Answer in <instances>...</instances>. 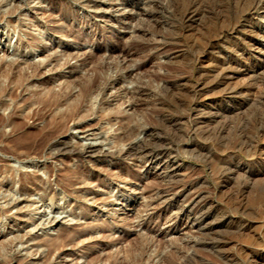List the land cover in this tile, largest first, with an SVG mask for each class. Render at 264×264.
Masks as SVG:
<instances>
[{
  "label": "rangeland",
  "instance_id": "1",
  "mask_svg": "<svg viewBox=\"0 0 264 264\" xmlns=\"http://www.w3.org/2000/svg\"><path fill=\"white\" fill-rule=\"evenodd\" d=\"M123 1L0 0V64L14 73L13 80L0 74V264H253L264 253V184L247 174L264 149V87L256 97L249 90L240 94L243 107L220 99L228 87L252 82L236 73L242 56L235 49L246 43V32L233 27L245 23L243 7L204 0L196 21L185 23L181 15L190 0H136L127 7ZM263 14L258 11L255 22L264 25ZM193 32L194 48L187 43ZM258 39L263 45L264 37ZM97 74L99 88L80 98ZM219 76L229 84L218 85ZM179 77L199 86L198 108L194 96L179 89ZM137 88L144 91L134 95ZM53 92L71 102L80 98L84 108L68 130L53 127L52 115L66 107L47 110ZM220 106L233 109L232 115L217 116ZM33 110L37 120L27 116ZM56 141L60 149L52 147ZM25 146L35 152L21 151ZM89 146L92 152L76 157ZM124 150L131 154L123 157ZM20 175L28 177L24 190ZM32 178L47 192L31 185ZM178 205H186L190 216ZM195 206L206 220H196ZM55 240L59 248L47 255Z\"/></svg>",
  "mask_w": 264,
  "mask_h": 264
},
{
  "label": "bare ground",
  "instance_id": "2",
  "mask_svg": "<svg viewBox=\"0 0 264 264\" xmlns=\"http://www.w3.org/2000/svg\"><path fill=\"white\" fill-rule=\"evenodd\" d=\"M204 0H190V2H189V4L187 5V7L185 8V10L183 11V14L181 15L182 16V19H183V21H185V23L186 22H192V21H196V18L198 17V16H200V14L202 13V2H203ZM228 1V3L230 2V4L231 3H235L236 4V7L237 8H239L240 7V5L243 7L242 9H241V12H239V13H242L241 14V17H243L244 18V22L245 23H240V25H235V27H233V29L235 30V29H237L238 27L239 28H242V30L243 31H245L246 32V36L244 37V40H245V44L243 45V44H240V45H238V46H236V51L237 52H239L240 53V55L242 56L241 57V60H240V64L239 65H237L238 66V68H236L235 70H236V73L238 72V74H240V73H245L246 75H249L248 77H250L251 79H252V82H250L248 85L247 84H244V85H242V86H239V87H236V85H234L235 87L234 88H229L227 85V87H228V89L227 90H222V91H224L223 93H221V95H220V99H221V102L222 101H230V102H232L235 106H240V107H243V106H245L246 105V102L243 100H240V101H242V102H239L238 101V96L240 95V94H242L243 92H246L247 90H249L248 92L251 94H254L255 95V97L257 96V94L259 93V92H261V89H262V86L264 87V82L263 81H261L262 79H263V77L261 76L260 77V71L261 70H264L263 69V67H264V44L262 45V41H261V43H259V36H261V37H264V25L263 24H261L259 21H257V22H255V20H254V17H255V15H257L258 14V11H260L261 9H264V0H227ZM138 3V1H136V0H130V1H126V0H124L123 1V4H125V7H127V6H129V5H131V3ZM204 4H206V3H204ZM235 4H234V6H235ZM243 4V5H242ZM206 6V5H205ZM219 7V6H218ZM233 7V6H232ZM236 9V8H235ZM238 10V9H237ZM16 11V10H15ZM145 11V10H144ZM155 11V10H154ZM204 12H205V10H204ZM203 12V13H204ZM65 13V12H64ZM140 13V12H139ZM71 14V13H70ZM66 15V14H65ZM67 15H68V13H67ZM105 15V14H104ZM240 15V14H239ZM63 16V15H62ZM71 16V15H70ZM69 16V17H70ZM73 16V15H72ZM68 18V17H67ZM200 18V17H199ZM262 18H264V14H263V16H262ZM236 19H238L237 18V15H236ZM66 20V19H65ZM241 20V19H240ZM243 20V19H242ZM240 22V21H239ZM242 22V21H241ZM184 23V24H185ZM196 23V22H195ZM233 23V22H232ZM236 23V22H235ZM234 23V24H235ZM190 24V23H189ZM194 24V23H193ZM229 24V23H228ZM230 25H231V23H230ZM232 27V26H231ZM227 28H228V26H227ZM229 29V28H228ZM232 29V28H231ZM223 30V29H222ZM241 30V29H240ZM142 31V30H141ZM144 31V30H143ZM181 31V30H180ZM183 31V30H182ZM192 31V30H191ZM195 32V31H194ZM192 33L191 34V36H190V38L187 40V43H189V45L191 46V47H195L196 46V33ZM201 32V31H200ZM221 32V31H220ZM226 32V31H225ZM239 32H241V31H239ZM144 33V32H143ZM243 33V32H242ZM247 33H249V34H247ZM180 34H182V33H180ZM217 34V33H216ZM76 35V34H75ZM226 35V34H225ZM234 35V34H233ZM214 36V35H213ZM220 37H218V38H215V40H213L212 39V45L213 44H215V42H218V41H216V40H218L219 38H221V36H223V33H221V35H219ZM211 37V36H210ZM233 37V36H232ZM180 38V37H179ZM243 38V37H242ZM40 39V38H39ZM176 39V38H175ZM182 39V38H181ZM235 39H236V37H235ZM240 39V38H239ZM179 40V39H178ZM183 40H184V38H183ZM226 40V39H225ZM240 40H242V39H240ZM177 41V40H176ZM175 41V42H176ZM181 40H179V42H180ZM208 41V40H207ZM231 41V40H230ZM234 41V40H233ZM149 42V41H148ZM151 42V41H150ZM185 42V41H184ZM221 42V41H220ZM178 43V42H177ZM222 43V42H221ZM226 43V42H225ZM224 43V44H225ZM235 43V42H234ZM136 44V43H135ZM149 44V43H148ZM147 44V45H148ZM179 44V43H178ZM177 44V45H178ZM183 44V43H182ZM219 44V43H218ZM229 44V43H228ZM227 44V45H228ZM239 44V43H238ZM136 45H138V44H136ZM145 45V44H144ZM151 45V44H150ZM180 45V44H179ZM178 45V46H179ZM216 45H217V43H216ZM221 45V44H220ZM232 45V44H231ZM142 46V45H141ZM184 46V45H183ZM187 46V45H186ZM215 46V45H214ZM143 47V46H142ZM190 47V48H191ZM217 47V46H216ZM215 47V48H216ZM211 48V47H210ZM219 48H220V46H219ZM225 48V47H224ZM188 49V48H187ZM192 49V48H191ZM138 50V49H137ZM143 50V49H142ZM211 50V49H210ZM233 50H234V48H233ZM132 50L130 49V48H126V49H124V54H126L127 56H131V54H132V52H131ZM192 51V50H191ZM207 51H209V49H207ZM206 51V52H207ZM222 51H223V49H222ZM212 52V51H211ZM262 53V56L261 57H259L257 54L258 53ZM138 53H140L139 51H138ZM141 53H142V51H141ZM210 53V52H209ZM135 54V53H134ZM137 54V53H136ZM135 54V55H136ZM212 54V53H211ZM126 55H125V57H126ZM134 55V56H135ZM208 55V54H207ZM236 55V54H235ZM239 54H238V56H240ZM202 56V55H201ZM237 56V55H236ZM192 57H193V55H192ZM208 57V56H207ZM210 57V56H209ZM208 57V58H209ZM259 57V58H258ZM131 58V57H130ZM201 58V57H200ZM236 58V57H235ZM197 59H198V57H197ZM203 59V58H202ZM208 60V59H207ZM206 60V61H207ZM224 60V59H223ZM235 60V59H234ZM201 61V60H200ZM215 61V60H214ZM217 61V60H216ZM211 62H213L212 61V59L210 60V63ZM221 62V61H220ZM226 62V61H225ZM202 63V62H201ZM208 63V62H207ZM216 63V62H215ZM219 63V62H218ZM230 63V62H229ZM236 63H237V61H236ZM238 63H239V61H238ZM220 64V63H219ZM232 64V63H231ZM230 64V65H231ZM234 64V63H233ZM101 65V64H100ZM234 65H236V64H234ZM103 66V65H102ZM206 66V65H205ZM208 66V65H207ZM221 67H223V66H221ZM138 68H140V67H138ZM203 68H204V66H203ZM209 68V67H208ZM211 68V67H210ZM215 68V67H214ZM217 69H219V68H217ZM13 68H11V67H6L5 66V64H0V74H4L5 76H7V78H9L10 80H13ZM220 70V69H219ZM201 71V70H200ZM204 71V70H203ZM210 71V70H209ZM218 71V70H217ZM231 72V71H230ZM264 72V71H263ZM203 73V72H202ZM210 73V72H209ZM222 73V72H221ZM185 74V73H184ZM216 74V73H215ZM225 74V73H224ZM232 74V73H231ZM237 74V75H238ZM174 75H176V74H174ZM246 75H244V76H246ZM263 75V74H262ZM179 76V75H178ZM217 76V75H216ZM215 76V77H216ZM243 76V77H244ZM180 77H182V76H180ZM180 77H179V79H180ZM200 77V76H199ZM198 77V78H199ZM208 77V76H207ZM213 77V76H212ZM215 77H213V78H215ZM220 77V76H219ZM233 77V76H232ZM239 77H241V76H239ZM186 78V77H185ZM204 78V77H203ZM202 78V79H203ZM220 78H222V77H220ZM230 78V77H229ZM237 78V80H238V77H236ZM246 78V77H245ZM259 78H261V80H259ZM177 79V78H176ZM187 79V78H186ZM186 79H185V82H186ZM9 80V81H10ZM100 76L97 74L93 79H92V81L90 82V83H88V84H86V85H84V87L82 88V94H81V96H80V98L81 97H84V96H86V95H89L94 89H96V88H99V84H100ZM178 80V79H177ZM182 80L183 79H180V80H178V83H177V85L179 86V89H181L182 91H184V92H187V93H189V94H192L193 96H194V99H192L193 101V104H196V108H198L199 107V104H200V101H202V99H200V98H198V97H195L196 96V91H197V87H199L198 85H196V84H186V83H180V82H182ZM236 80V79H235ZM244 80V79H243ZM247 80V79H246ZM206 81V80H205ZM220 81V80H219ZM8 82V81H7ZM201 82V81H200ZM226 82H228L227 81V79H226V76L225 77H223L222 78V80H221V82H218V85H221V84H224V83H226ZM239 82H240V80H239ZM190 83V82H189ZM193 83V82H192ZM195 83V82H194ZM204 83V82H203ZM211 83V82H210ZM216 83V82H215ZM233 83V82H232ZM235 83H237V82H235ZM247 83V82H246ZM226 84H229V83H226ZM17 85V84H16ZM23 85V84H22ZM214 85V84H213ZM231 85V84H230ZM4 86V85H3ZM203 86V85H202ZM205 87V86H204ZM207 87V86H206ZM218 87V86H217ZM224 86H222V88H223ZM231 87V86H230ZM18 88V87H17ZM145 88V87H144ZM144 88L142 89H138L137 88V90L136 91H134V95H137V94H141L143 91H144ZM212 88V87H211ZM214 88V87H213ZM220 88V87H219ZM218 88V89H219ZM225 88V87H224ZM19 89V88H18ZM102 89H103V87H102ZM134 89V88H133ZM204 89V88H203ZM208 89V88H207ZM217 89V88H216ZM15 90V89H14ZM13 90V91H14ZM148 90H149V88H148ZM138 91V92H137ZM147 91V90H146ZM178 91V90H177ZM14 92H17V90H15ZM57 92V91H56ZM132 92V91H131ZM50 93V92H49ZM217 93V92H216ZM262 93V92H261ZM17 94V93H16ZM146 94H147V92H146ZM244 94V93H243ZM2 95V94H1ZM13 95H14V93H13ZM12 95V96H13ZM44 95H46L47 96V94H44ZM133 95V94H132ZM143 95V94H142ZM201 95V94H200ZM203 95H205V94H203ZM210 94H209V92H208V94H207V96H209ZM248 95V94H247ZM263 95H264V92H263ZM9 96V95H8ZM63 97H61V95L60 94H57V93H51V94H49L48 95V97H47V99L45 100L46 102V107L48 108L47 110L48 111H50L51 113H52V111L54 110V108H56V106L57 105H60L61 103L63 104H66V107L64 108V109H61L59 112H56V113H54L53 115H52V123L54 124V128H55V130H62V129H64V128H66V127H68V123H69V121H71V120H75L76 118H77V116L84 110V108L82 107V105L81 104H79V100H80V98L79 99H77V100H75L74 102H71L70 101V97L68 96V95H62ZM144 96V95H143ZM244 96V95H243ZM243 96H242V98H243ZM214 97V96H213ZM264 97V96H263ZM219 98V97H218ZM241 98V99H242ZM259 98H262V96H260ZM44 99V98H43ZM244 99V98H243ZM247 99V98H246ZM24 100V99H23ZM184 100V99H183ZM204 100V99H203ZM249 100V99H248ZM256 101V99L254 100V103H256L255 102ZM262 101H264V100H262ZM204 102H205V100H204ZM216 102V101H215ZM7 103V102H6ZM258 103H260V102H258ZM262 103V102H261ZM202 104H204V103H202ZM217 104V103H216ZM206 104H204V106H205ZM213 105V104H212ZM223 105H224V103H223ZM259 105V104H258ZM262 105V104H261ZM4 106V105H3ZM198 106V107H197ZM216 106V105H215ZM262 107V106H261ZM43 109V108H42ZM191 109V108H190ZM205 109V108H204ZM237 109V108H236ZM263 109V108H262ZM44 110V109H43ZM199 110V109H198ZM206 110V109H205ZM197 111V110H196ZM213 110H211V112H212ZM235 111V110H234ZM210 112V111H209ZM231 112H233V109H230V108H228L227 106L226 107H224V106H220L219 108H218V113L217 112H214L215 114L217 113V116L218 115H220V116H222V115H228L229 113L231 114ZM43 113V112H42ZM45 113H47V112H45ZM50 113V114H51ZM37 114H38V111H35V110H33V111H31V112H29L28 114H27V116L29 117V118H33V117H35V119L34 120H37L36 119V116H37ZM198 114V113H197ZM211 114V113H210ZM229 114V115H230ZM40 115V114H39ZM43 115H44V113H43ZM232 115V114H231ZM233 115H234V113H233ZM223 116V117H224ZM2 117V116H1ZM11 117V116H10ZM227 117V116H226ZM236 117V116H235ZM234 117V118H235ZM16 118V117H15ZM220 118V117H219ZM227 118H229V116L227 117ZM2 119V118H1ZM40 119H42V116H41V118ZM223 119V118H222ZM225 119V118H224ZM243 119V118H242ZM23 120V119H22ZM217 120V119H216ZM219 120H221V119H219ZM16 121H20V120H16ZM230 121V120H229ZM228 121V122H229ZM257 121V120H256ZM255 121V122H256ZM2 122V121H1ZM11 122V121H10ZM15 122V121H14ZM20 122H22V121H20ZM46 122V121H45ZM162 122V121H161ZM213 122V121H212ZM218 122V120L216 121V122H214V123H217ZM226 122V121H225ZM254 122V123H255ZM260 122V121H259ZM6 123V122H5ZM224 123V122H223ZM230 123V122H229ZM258 123V122H257ZM21 124V123H20ZM23 124V123H22ZM21 124V125H22ZM231 124V123H230ZM244 124H246V123H244ZM244 124H243V126H244ZM256 124V123H255ZM20 125V126H21ZM24 125H26V124H24ZM24 125H23V127H24ZM45 125V124H44ZM212 125H213V123H212ZM215 125V124H214ZM229 125V124H228ZM0 126H1V123H0ZM19 126V125H18ZM70 126V125H69ZM245 126H247V125H245ZM261 126V125H260ZM213 127V126H212ZM211 127V128H212ZM230 127H231V125H230ZM25 128V127H24ZM223 128V127H222ZM228 128V127H227ZM233 128V127H232ZM243 128V127H242ZM247 128V127H246ZM19 129V128H18ZM67 129V128H66ZM136 127L134 126V127H130L128 130H127V134H125V138L126 139H128L131 135H133L134 133H135V131H136ZM197 129V128H196ZM257 129V128H256ZM255 129V130H256ZM261 129V128H260ZM26 130V129H25ZM54 130V131H55ZM68 130V129H67ZM123 130V129H122ZM212 130H214L213 128H212ZM223 130V129H222ZM17 131V130H16ZM54 131H52V132H54ZM211 131V130H210ZM247 131V130H246ZM261 131V130H260ZM13 132V131H12ZM17 132H19V131H17ZM60 132V131H59ZM189 132V131H188ZM198 132V131H197ZM212 132V131H211ZM216 132V131H215ZM205 133V132H204ZM203 133V134H204ZM208 133V132H207ZM251 133V132H250ZM257 133V132H256ZM50 134V133H49ZM55 133H53V135H54ZM202 134V133H201ZM213 134V133H212ZM224 134V133H223ZM246 134V133H245ZM262 134H264V131L262 130V133L260 132V135H262ZM204 135H207V134H204ZM218 135V134H217ZM254 135V134H253ZM259 135V136H260ZM49 136V135H48ZM50 136H51V134H50ZM49 136V137H50ZM55 136V135H54ZM211 136V135H210ZM226 136V135H225ZM48 137V138H49ZM52 137V136H51ZM246 137V136H245ZM107 138V137H106ZM213 138V137H212ZM227 138V137H226ZM255 138H256V136H255ZM262 138H263V136H262ZM44 139V138H43ZM211 139V138H210ZM246 139V138H245ZM250 139V138H249ZM248 140V139H247ZM251 140V139H250ZM249 140V141H250ZM41 141H42V139H41ZM44 141V140H43ZM45 141H47V140H45ZM258 141V140H257ZM260 141V140H259ZM258 141V142H259ZM119 143H120V141H118ZM117 142V143H118ZM226 142V141H225ZM253 142H255V139H254V141ZM257 142V143H258ZM36 143V142H35ZM42 143V142H41ZM48 143V142H47ZM62 143V142H61ZM61 143H58L57 141H56V143H54V144H52V147H54V148H61L60 146H61ZM66 143V142H65ZM118 143V144H119ZM28 144V143H27ZM26 144V145H27ZM31 144V143H30ZM46 144V143H45ZM45 144L43 145L44 147V149H46L45 148ZM66 144H68V143H66ZM220 144V143H219ZM225 144V143H224ZM232 144V143H231ZM252 145H253V143H251ZM20 145V144H19ZM39 145V144H38ZM37 145V146H38ZM47 145V144H46ZM62 145H64V143L62 144ZM212 145V144H211ZM248 145V144H247ZM247 145H246V141H244L243 142V145H242V147L243 148H247ZM259 145V144H258ZM28 146V145H27ZM31 146H34V145H32L31 144ZM36 146V145H35ZM36 146V147H37ZM49 146V145H48ZM47 146V147H48ZM229 146V145H228ZM251 146V145H250ZM262 146V145H261ZM17 147V146H16ZM23 147H24V145H23ZM26 147V146H25ZM30 147V146H29ZM41 148H42V146H40ZM65 147V146H64ZM68 147V146H67ZM199 147V146H198ZM201 147V146H200ZM200 147L199 148H197V146H196V148L197 149H200ZM209 147V146H208ZM259 147V146H258ZM18 148V147H17ZM16 148V149H17ZM20 148H22V147H19L18 149H20ZM40 148V149H41ZM53 148V149H54ZM66 148V147H65ZM73 148V147H72ZM76 148V147H75ZM100 148V147H99ZM143 148V147H142ZM211 148H213V147H211ZM236 148H240V147H236ZM235 148V149H236ZM251 148V147H250ZM255 148V147H254ZM34 149H36V151H37V148H34ZM67 149H69V148H67ZM66 149V150H67ZM129 149V148H128ZM147 149V148H146ZM210 149V148H209ZM255 149H257V147L255 148ZM259 149V148H258ZM63 150H65V149H63ZM69 150H71V148L69 149ZM74 151H75V149H73ZM80 150V149H79ZM120 151V153L122 152V150L123 149H119ZM135 150V149H134ZM163 150V149H162ZM201 150V149H200ZM199 150V153L201 154L202 153V151H200ZM217 150V149H216ZM21 151H23V152H25L26 154L28 153L29 154V152H31L30 151V149L29 148H27L26 147V149L24 148V149H22ZM20 151V152H21ZM39 151V150H38ZM42 151H44V150H42ZM93 151V147L92 146H89V147H86L85 148V151L84 152H82V151H77L76 152V154L78 155V156H76V157H79L80 155H84L83 153H90V152H92ZM95 151H97V150H95ZM125 151V150H124ZM145 151V150H144ZM161 151V150H160ZM214 151V150H213ZM225 151H227L226 149H225ZM251 151L253 152V150H252V148H251ZM32 152H35V151H32ZM67 152V151H66ZM72 152V151H71ZM118 152V151H117ZM162 152V151H161ZM160 152V153H161ZM167 152V151H166ZM207 152H209V151H207ZM211 152V151H210ZM241 152V151H240ZM251 152V153H252ZM255 152V151H254ZM14 153V152H13ZM36 153H38V152H36ZM106 153H108V151L106 152ZM135 153V152H134ZM137 153V152H136ZM164 153V152H163ZM163 153H161V154H163ZM205 153V152H204ZM211 153H213V152H211ZM219 153V152H218ZM232 153H233V151H232ZM232 153H230V154H232ZM256 153V152H255ZM17 154H19V152L17 153ZM35 154V153H34ZM40 154H41V152H40ZM47 154V153H46ZM45 154V155H46ZM85 154V155H86ZM122 154V153H121ZM129 154H131L130 153V151L129 150H126L124 153H123V157L124 156H127V155H129ZM138 154V153H137ZM136 154V155H137ZM139 154H141V153H139ZM153 154H155V153H153ZM157 154H159V152L157 153ZM156 154V155H157ZM166 154V153H165ZM169 154V153H168ZM199 154V155H200ZM203 154V153H202ZM209 154V153H208ZM229 154V155H230ZM254 154V153H253ZM15 155V154H14ZM49 155V154H48ZM149 155V154H148ZM147 155V156H148ZM152 155V154H151ZM155 155V156H156ZM160 155V154H159ZM206 155V154H205ZM210 155V154H209ZM208 155V156H209ZM213 155V154H212ZM219 155V154H218ZM221 155V154H220ZM219 155V156H220ZM234 155H236V154H234ZM239 155V154H238ZM237 155V156H238ZM23 156V155H22ZM25 156V155H24ZM74 156V155H73ZM145 156V155H144ZM163 156V155H162ZM166 156V155H165ZM207 156V155H206ZM255 156H257L258 157V159L260 158V161H259V165H257V167H255V169L253 170V171H250L249 172V174H247L249 177H250V179L252 178V181H254L253 179H255V180H259V181H261V182H263V184H264V149H262L259 153H256L255 154ZM254 156V157H255ZM71 157V156H70ZM119 157V156H118ZM146 157V156H145ZM144 157V158H145ZM216 157V156H215ZM225 157V156H224ZM227 157V156H226ZM231 157V156H230ZM250 157V156H249ZM154 158V157H153ZM156 158V157H155ZM251 158V157H250ZM249 158V159H250ZM217 159V158H216ZM240 159V158H239ZM257 159V158H256ZM82 160V159H81ZM150 160V159H149ZM222 160V159H221ZM252 160V159H251ZM223 161V160H222ZM227 161V160H226ZM228 161H229V158H228ZM231 161V160H230ZM243 162V161H242ZM241 162V163H242ZM237 163V162H236ZM251 163H252V161H251ZM209 164V163H208ZM207 164V165H208ZM219 164H220V162H219ZM250 164V163H249ZM241 166H243V165H241ZM222 167V166H221ZM240 167V166H239ZM249 167H250V165H249ZM50 168V167H49ZM226 167H224V169H225ZM232 168H234V167H232ZM237 168V167H236ZM235 168V169H236ZM245 168V167H244ZM247 168V167H246ZM245 168V169H246ZM221 169V168H220ZM227 169V168H226ZM51 170V169H50ZM53 170V169H52ZM51 170V171H52ZM68 169H66L65 171H67ZM229 170V169H228ZM233 170V169H232ZM62 171V170H61ZM64 171V170H63ZM64 171V172H65ZM68 171H70V170H68ZM67 171V172H68ZM77 171V170H76ZM211 171H212V168H211ZM50 172V171H49ZM53 172V171H52ZM213 172V171H212ZM242 172V171H241ZM244 172V171H243ZM246 172V171H245ZM28 173V172H27ZM219 173V172H218ZM63 174V173H62ZM72 174V173H71ZM85 174V173H84ZM226 174V173H225ZM238 174V173H237ZM245 174V173H244ZM22 175H23V173H22ZM28 175V174H27ZM86 175V174H85ZM239 175H241V174H239ZM21 176V175H20ZM30 176V175H29ZM59 176V175H58ZM64 176V175H63ZM234 176V175H233ZM243 176V175H242ZM13 177V176H12ZM41 177V176H40ZM213 177V176H212ZM216 177V176H215ZM224 177V174H222V173H220L219 175H218V178L219 179H222ZM241 177V176H240ZM20 178V177H19ZM18 178V179H19ZM28 177L27 176H21V183H20V188H21V190H24V182H25V180L27 179ZM72 178H74V177H72ZM78 178V177H77ZM217 178V179H218ZM31 179V178H30ZM56 179V178H55ZM86 179V178H85ZM226 179V178H225ZM57 180H59V178L57 179ZM63 180V179H62ZM89 180V179H88ZM18 181V180H17ZM32 181H33V183L32 182H30V183H32L31 185H35V187H36V189L37 188H39L40 190L42 189V190H44V192H47V190H48V187H41V186H39L34 180H33V178H32ZM56 181V180H55ZM28 182V181H27ZM199 182V181H198ZM222 182V181H221ZM225 182V181H224ZM235 182V181H234ZM70 183V182H69ZM256 183V182H255ZM44 184V183H43ZM42 184V185H43ZM63 184V183H62ZM257 184V183H256ZM60 185V184H59ZM76 185V184H75ZM62 186V185H61ZM64 186H66V185H64ZM63 186V187H64ZM240 186V185H239ZM239 186H238V189H239ZM62 187V188H63ZM65 188V187H64ZM242 188H244V187H242ZM246 188V187H245ZM258 188V187H257ZM256 188V189H257ZM261 188H262V186H261ZM52 189V188H51ZM50 189V190H51ZM54 189V188H53ZM66 189H68V188H66ZM241 189V188H240ZM256 189H255V191H256ZM264 189V188H263ZM262 189V190H263ZM30 190V189H29ZM71 190V189H70ZM171 190H173L172 188H171ZM222 190V189H221ZM258 190V189H257ZM28 191V190H27ZM54 191V190H53ZM233 191H234V189H233ZM249 191V190H248ZM253 191V190H252ZM65 192H66V190H65ZM69 192H71V191H69ZM243 192V191H242ZM241 192V193H242ZM32 193V192H31ZM50 193V192H49ZM175 193V192H174ZM187 193V192H186ZM238 193V192H237ZM247 193V192H246ZM46 193H43V195H41L42 197H44V195H45ZM185 195V194H184ZM225 195V194H224ZM234 195V194H233ZM197 196V195H196ZM237 195L235 194V197H236ZM238 196H239V194H238ZM249 196V195H248ZM254 196V195H253ZM56 197H57V195H56V193L51 197V201L52 202H54V200L56 199ZM242 197V196H241ZM244 197H245V195H244ZM258 197V196H257ZM261 197V196H260ZM264 197V196H263ZM189 198V197H188ZM191 198V197H190ZM200 198V197H199ZM197 200V199H196ZM233 200V199H232ZM240 200V199H239ZM258 200V199H257ZM187 201V200H186ZM227 201V200H226ZM234 201V200H233ZM263 201V200H262ZM44 202V201H43ZM42 202V203H43ZM191 202H192V200H191ZM199 202V201H198ZM251 202V201H250ZM259 202V201H258ZM261 202V201H260ZM190 203V202H189ZM201 203V202H200ZM230 203V202H229ZM235 203V202H234ZM248 203H249V201H248ZM256 203V202H255ZM180 204H182V203H180ZM194 204V203H193ZM245 204H247V203H245ZM260 204V203H259ZM82 205V204H81ZM175 205H177V203L175 204ZM248 205V204H247ZM169 206V205H168ZM186 206V205H185ZM184 205H178L177 206V208H178V210L180 211V212H183V213H186V214H188V216H190V214H191V212H190V209L188 210V208L187 207H185ZM238 206V205H237ZM251 206V205H250ZM189 207V206H188ZM196 207V220L198 221L199 219H201V220H206L207 219V217H208V215L206 216L205 215V213L204 212H202V211H200L199 209H198V207L197 206H195ZM201 207V206H200ZM229 207V206H228ZM233 207H236L235 205H233ZM59 208V207H58ZM168 208V207H167ZM193 208V207H192ZM191 208V209H192ZM211 208V207H210ZM240 209V208H239ZM252 209V208H251ZM209 210V209H208ZM259 210V209H258ZM195 211V210H194ZM204 211V210H203ZM247 211V210H246ZM210 212V211H209ZM208 212V213H209ZM213 212V211H212ZM237 212V211H236ZM264 213V212H263ZM225 214V213H224ZM256 214V213H255ZM254 214V215H255ZM33 215V214H32ZM245 215H246V213H245ZM263 215V214H262ZM192 216V215H191ZM258 216V215H257ZM56 218V217H55ZM260 218V217H259ZM54 219V218H53ZM52 219V220H53ZM200 220V221H201ZM232 220V219H231ZM264 220V219H263ZM204 222V221H203ZM212 222V221H211ZM260 222V221H259ZM202 224V223H201ZM205 224H206V222H205ZM82 225V224H81ZM199 225H200V223H199ZM203 225H204V223H203ZM209 225V224H208ZM253 225V224H252ZM74 226H75V224H74ZM206 226V225H205ZM243 226H245V225H243ZM263 226V225H262ZM200 227V226H199ZM251 227V226H250ZM69 228V227H68ZM208 228H210V229H213L214 228V226H209ZM238 228V227H237ZM236 228V229H237ZM240 228V227H239ZM67 229V228H66ZM243 229H245V227L243 228ZM242 229V230H243ZM63 230H65V229H62V232H63ZM70 230V229H69ZM69 230H68V232H69ZM209 230V229H208ZM71 231H72V229H71ZM237 231H238V229H237ZM248 231V230H247ZM209 232H210V230H209ZM244 233H245V230H244ZM63 234V233H62ZM240 234V233H239ZM61 235V234H60ZM65 235H67V234H65ZM65 235H63V237H62V241H63V239L65 240L66 238H65ZM208 235H209V233H208ZM249 235V234H248ZM253 236V235H252ZM252 236H250V237H252ZM254 237V236H253ZM256 238V237H255ZM260 239H261V237H259ZM258 237H257V239H259ZM61 240V239H60ZM252 240V239H251ZM264 240V239H263ZM220 241V240H219ZM253 241V240H252ZM259 241V240H258ZM66 242V241H65ZM64 242V243H65ZM216 242V241H215ZM225 243V242H224ZM255 243V242H254ZM204 244V243H203ZM216 244V243H215ZM260 244H261V241H260ZM222 245V244H221ZM225 245V244H224ZM59 246H60V244L58 243V242H56V240L53 242V243H51L50 244V248H49V251H48V253L49 254H47V255H51L52 256V253L55 251V250H57L58 248H59ZM217 247V246H216ZM217 248H221V247H217ZM262 249V248H261ZM48 250V249H47ZM180 251V250H179ZM221 251V250H220ZM244 251V250H243ZM246 251V250H245ZM257 251V250H256ZM248 252V251H247ZM175 253V252H174ZM179 253V252H178ZM244 253V252H243ZM243 253H242V255H243ZM256 253V252H255ZM262 253V252H261ZM260 253V254H261ZM180 254V253H179ZM181 254H182V252H181ZM180 254V255H181ZM220 253H218V255H219ZM223 254H225V252L223 253ZM222 254V255H223ZM230 254V253H229ZM162 255V254H161ZM179 255V256H180ZM187 255V254H186ZM194 255V254H193ZM221 255V256H222ZM245 255V254H244ZM247 255V254H246ZM250 255H251V253H250ZM259 255V254H258ZM50 256V257H51ZM174 256V255H173ZM189 256V255H188ZM253 256H255V255H253ZM46 257V256H45ZM165 257V256H164ZM177 257V256H176ZM196 257V256H195ZM225 257V256H224ZM229 257V256H228ZM246 257V256H245ZM260 257V260H258V258ZM259 257H257L256 258V261L254 262V261H252V262H254L253 264H264V253H262V255H260ZM47 258V257H46ZM184 258H185V256H184ZM189 258H190V256H189ZM247 258V257H246ZM245 258V259H246ZM163 259H165V258H163ZM229 259V258H228ZM230 259H231V257H230ZM250 259V258H249ZM13 260V259H12ZM124 260V259H123ZM181 260V259H180ZM184 260H187V259H184ZM183 260V261H184ZM189 260V259H188ZM191 260H192V258H191ZM194 260V259H193ZM223 260V259H222ZM224 260H226V259H224ZM223 260V261H224ZM164 261H166V260H164ZM11 262V261H10ZM189 262V261H188ZM226 263L228 262V261H225ZM2 263V262H1ZM167 263L169 264V262L167 261ZM173 263V262H172ZM181 263V262H180ZM184 263V262H183ZM185 263H186V261H185ZM229 263V262H228ZM9 264V263H8ZM13 264V263H12ZM17 264V263H16ZM113 264V263H112ZM125 264V263H124ZM174 264V263H173ZM176 264V263H175ZM182 264V263H181Z\"/></svg>",
  "mask_w": 264,
  "mask_h": 264
}]
</instances>
